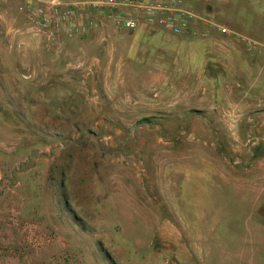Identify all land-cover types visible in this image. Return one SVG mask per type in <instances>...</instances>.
I'll use <instances>...</instances> for the list:
<instances>
[{
  "label": "rangeland",
  "instance_id": "obj_1",
  "mask_svg": "<svg viewBox=\"0 0 264 264\" xmlns=\"http://www.w3.org/2000/svg\"><path fill=\"white\" fill-rule=\"evenodd\" d=\"M186 1L215 22L198 24V31L211 27L229 46L259 54L249 58L255 76L245 94L251 106L256 99L254 117L236 138L218 140L223 126L208 124L203 109L157 99L151 77L120 68L124 60L89 50L78 59L73 39L32 46L21 72L13 71V60L4 62L0 264H161L164 256L181 264H264V204L242 202L216 171L264 166V0ZM109 28L115 30L106 24L86 36L108 43L130 31L112 35ZM173 34L159 26L139 40L182 53ZM187 36L195 42L187 53H200L207 35ZM244 38L258 45L248 49ZM0 48L10 56L20 52L2 37ZM196 53L188 54L193 64ZM167 55L168 62L188 61ZM211 90L218 91L211 101L230 108L244 97L233 100L239 90L231 84H193L186 90L189 108L209 104L203 97ZM185 204L194 211L204 205L210 216H184Z\"/></svg>",
  "mask_w": 264,
  "mask_h": 264
},
{
  "label": "crops",
  "instance_id": "obj_2",
  "mask_svg": "<svg viewBox=\"0 0 264 264\" xmlns=\"http://www.w3.org/2000/svg\"><path fill=\"white\" fill-rule=\"evenodd\" d=\"M186 3L189 4L187 1ZM16 4L17 1L15 3L14 0H0V40L2 37L5 43L11 45L15 50H20L18 54H13L11 56L0 51V66L4 65V62L6 61L13 60L14 63L11 66L13 71L21 72L23 69L21 66L25 64L26 57L29 56L32 46L34 48L39 44L47 46L48 43L27 32L25 21L22 14L18 12ZM159 26L161 27L162 25H141L135 30L125 31L124 37L121 41H118L117 38L114 37L115 39L108 43H102L96 36L92 35L91 37L85 35L80 39H73L77 42H73L72 44L77 50L76 53L81 54H77L78 59L83 58L89 50V53L97 56L101 55L103 56V59L114 61L119 59L124 60V65H119L120 68L137 69L140 74H146L151 77L153 86L155 87L154 96H156L157 99L162 98V96H168L169 101L180 99L176 109H203V111L206 112L204 118L208 124L223 126V128H221L222 131L219 129L216 132L218 140H232L236 138L239 132H242L244 126L249 123V119L252 118L251 116L254 117L257 110L254 105L256 99L254 102L251 101L253 104L251 106L249 104V100L251 99H247L245 94L250 93L254 80L253 76H255L252 72V64L249 61V58H253L254 56L256 59V55L259 54L249 55L245 53L242 45L238 43H232L229 46L224 39L220 38L219 34H217L218 32L210 27L209 31L206 33L207 36L200 41V44L203 45V50L200 53H198V51L193 52V50L189 52L191 55L196 52L195 55H199L198 60L193 64L192 60H189L190 56L185 47L192 48L195 45V42L188 40L189 36H187V34H173L175 45L180 47L183 46L181 48V51H183L182 53H177V50L173 45L167 47L164 43L155 42L153 40V48H150L149 44L151 43L148 39L145 42L139 40V36L150 35L156 31ZM108 31L110 34L113 33L112 35L116 32L113 28H109ZM99 32L100 31H98V33ZM96 39L101 44H99ZM167 54H171L172 56L170 57H172V59H175V56H178L179 54H183L188 61L181 65H179V63L168 62L165 59L168 56ZM191 59H193V57ZM150 60L152 61L151 65H142L144 62ZM133 61H138V64L134 65V63H132ZM143 81L147 82L148 80L145 79ZM222 83L231 84L233 87L236 86V89L239 90L240 93L238 92L234 95L233 100L237 101L240 99L242 95L241 93H244V97L241 101L244 99L243 101L245 102L239 101V103L236 104L237 108H233L235 105L231 106L232 108L227 107L225 106V103L220 104V101L215 103V101L213 102L211 100H213L214 93L218 94V91L215 92L214 90H211V92L207 91L208 94H206V97H203L206 102L209 101V104H205L201 107H192L191 105V108H189V105L186 102L188 98L190 99V95L186 90L190 85L200 84L212 86ZM163 88L168 89L166 90ZM244 88L247 91L241 92V89ZM210 93L212 96H210ZM230 109L236 111L238 116L233 117V113L231 114L229 112ZM176 114L180 115L179 113ZM228 125L235 126L233 131L230 132L227 129ZM216 171L224 177L227 185L231 187L232 192H235V194L240 196L242 202L245 201L247 204L253 205L256 204L259 199L261 200L259 203L264 204V166H231L223 168V171L222 168L218 170L216 169ZM254 184L256 187H253ZM253 189L254 192L258 193H256L254 199L251 198ZM257 189H259V191ZM259 193H262V196H260ZM195 210L196 211L193 209V205L185 204L183 214L184 216H210L209 209L204 205H198ZM177 213L178 212L174 213L175 216H177ZM180 214L181 213L178 215Z\"/></svg>",
  "mask_w": 264,
  "mask_h": 264
},
{
  "label": "built area",
  "instance_id": "obj_3",
  "mask_svg": "<svg viewBox=\"0 0 264 264\" xmlns=\"http://www.w3.org/2000/svg\"><path fill=\"white\" fill-rule=\"evenodd\" d=\"M27 32L49 44L64 39H76L110 24L117 31L134 30L141 25L161 24L174 34L198 32L200 23L208 20L185 0H16ZM206 19V20H205ZM217 26V25H216ZM199 29V28H198ZM221 34L229 33L227 26H218ZM102 41L107 38L102 35ZM247 48L256 47L255 41L244 38ZM161 264H181L173 257L164 256Z\"/></svg>",
  "mask_w": 264,
  "mask_h": 264
}]
</instances>
